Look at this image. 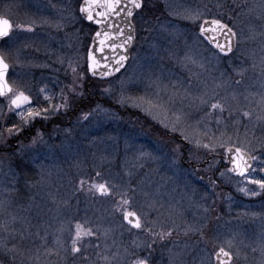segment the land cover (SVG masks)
<instances>
[{"label":"rangeland","instance_id":"rangeland-1","mask_svg":"<svg viewBox=\"0 0 264 264\" xmlns=\"http://www.w3.org/2000/svg\"><path fill=\"white\" fill-rule=\"evenodd\" d=\"M81 1L0 0V10L13 5L9 18L14 24L35 21L31 31L14 28L0 46L9 53V81L32 95L33 103L39 99L46 106L41 88L52 96L54 104L62 102L61 90L67 94L66 85L72 81L69 60L84 72L78 94H69L68 108L47 120L38 118L26 127L36 123L41 139L33 142L35 130L29 137L18 138L17 134L0 140V199H10L12 211L22 218L14 225L18 231L13 236L0 233V237L6 238L9 247L16 245L25 251L16 264H43V256L39 262L28 260V250L35 253L36 249L43 252L45 247L55 249L57 237L67 247V231L59 229L62 223L66 229L71 220L88 219L100 225L101 232L108 230L107 237L98 233L99 239L91 238L93 244H107L108 255L123 253L125 248L132 250L134 240L139 243L148 239L138 230H128L121 213L113 211L112 197L93 195L86 190L87 185L79 189L81 178L127 186L132 201L129 210L147 211L149 219L156 217V211L149 210L147 203L155 201L162 213L170 205L182 213L175 217L181 229L185 223L202 226L203 238L199 232L185 236L181 231L154 244L150 264H171L169 248L173 253L181 252L179 264H200L203 250H212L213 238L218 242L233 240L232 251H240L233 264H258L259 245L264 242V191L246 195L239 191L245 186L242 177L219 175L228 168L223 149L196 148L132 101H117L121 92L128 97L153 99L159 92L166 101L168 96L157 84L167 85L170 91L173 82L182 84L193 95L214 91L224 97L236 92V100L229 96V102L236 108L255 110L251 118L236 112L225 121L226 127H218L214 116L205 117L207 108H197L188 99L177 97L169 105L168 119H174L173 112L184 113V125L194 138L207 143L202 133L208 131L210 136L218 137L223 132L233 141L250 142L255 147L252 154L264 156V121L256 120L259 110L255 103L244 99L248 96L255 101L264 94V65L260 63L264 39L259 35L264 21L247 13L244 0H144L134 17L137 43L126 69L114 78L98 81L87 72L86 53L94 27L79 14ZM252 2L248 0L249 5ZM186 9H199L205 18L226 19L241 40L239 50L225 56L207 44L199 37V21L183 18ZM185 54L198 63L184 67L179 58ZM240 66L247 71L242 83L236 85L232 81L240 77L233 68ZM0 104L6 105V101L0 98ZM83 114H87L86 119ZM18 120L14 113H7L3 123L10 125ZM141 152L152 155L141 156ZM262 166L255 161V175L264 178L259 172ZM96 172L101 173L100 177ZM6 187L14 190L5 192ZM247 187L257 189L251 184ZM172 241L177 245L173 246ZM253 248L258 250L254 253ZM95 251L89 248L87 252L93 260ZM136 251L141 256L146 254L144 248ZM0 261H7L3 252ZM73 261L63 251L60 256L47 257V264ZM76 264L85 262L78 260ZM96 264L101 262L97 260Z\"/></svg>","mask_w":264,"mask_h":264},{"label":"snow or ice","instance_id":"snow-or-ice-1","mask_svg":"<svg viewBox=\"0 0 264 264\" xmlns=\"http://www.w3.org/2000/svg\"><path fill=\"white\" fill-rule=\"evenodd\" d=\"M144 0H83L80 5L79 11L84 14L83 18L89 22L98 26V30L95 31L92 45L87 52L88 72L92 76H99L101 78L113 75L115 72H119L124 63L128 60V56L124 53L127 52V46H130L134 40L135 27L132 22V18L143 7ZM239 6V5H237ZM13 5H5L0 10V40L10 38L13 29H26L32 30V25L35 21L28 24L13 23L9 18ZM221 7V5H217ZM244 7L247 9V13L255 14L257 19L264 21V0H253L249 5L248 0H244ZM239 15V14H237ZM185 19L198 24V34L202 37L207 44L213 46L214 49L220 53H233L234 49L239 50L241 40L237 39V31H235L228 24L223 23L218 18H205L204 13L199 9H186L184 11ZM231 19V17H229ZM264 29V25H262ZM241 36L243 33L241 31ZM264 39V30L259 33ZM250 37H244L248 39ZM106 50L111 53L109 56L106 54ZM118 50H123L118 52ZM261 56L260 63L264 65V42L260 48ZM99 54V56L97 55ZM9 53L0 49V98L6 101L5 104H0V140L7 137H11L21 133L26 127H28L33 121L39 119L47 120L51 115H54L60 109H66L69 107V94H78L77 89L82 86L81 82L84 77L83 71H78V64H74L72 60L68 61V70H70L72 81L66 85L68 93L66 94L63 89L61 90L59 103H53V98L44 89H39V92L43 95L46 106L42 105L39 99L33 103V96L26 91L16 86L15 81L9 82L8 70L10 64L8 62ZM184 67L189 64H197L198 61L185 54L179 58ZM111 61V62H110ZM17 62H19L17 60ZM63 63V61H60ZM203 67V64L199 65ZM255 67V64L252 65ZM247 69L244 66L233 68V72L240 77L238 80H233L232 83L240 85L244 78V73ZM157 88L161 89L168 96L165 101L160 98L159 92L156 94L155 99L145 97H128L121 92L118 103L124 104L127 101H132L137 107H141L145 112L152 115L153 119H158V122L168 131L176 133L179 132L183 139L193 143L196 148H204L209 151H215L216 148L223 149V158L231 165V167L220 171L221 177H226L229 173H234L243 178L245 183L244 187L239 188V191L246 195L256 196L260 191H264V178L258 177L256 174L257 169L252 166L253 161H260L264 164V156L253 155L255 147L248 141H233L231 136L225 137L222 132L220 136H210L208 131H205L201 135L206 137L208 142L205 143L200 137H193L188 129L184 125L182 116L184 113L177 114L173 112L174 119L169 120L167 113L171 110L169 105L174 103L177 97L181 100L188 99L189 103L197 108L203 106L207 108L205 117H215L217 126L225 124L227 119H230L234 113L240 112L243 117L251 118L255 110H244L243 108H236L229 102V96L232 100H236L237 93L232 92L224 97L219 96L216 92L209 94L203 92L200 95H193L182 84L177 85L173 82L171 90L167 85L161 86L157 84ZM105 92L109 89H104ZM244 99L249 104L255 103L256 108L259 110L256 114V120L264 121V94L260 95L259 100H249L248 96ZM5 106L7 112H5ZM99 107V105L97 106ZM7 113H14L19 118L18 122H12L10 125L3 123ZM227 113V116L224 114ZM82 118L86 119L87 114H83ZM203 119V117H202ZM200 121H197L199 123ZM227 125L225 124V127ZM206 127V126H205ZM42 138L40 129H36V135L33 137V142ZM264 147V143L261 144ZM141 156H151V153L141 152ZM156 159L157 157H153ZM260 173H264V166L259 168ZM101 173L96 172V176L100 177ZM79 189H85L93 195H99L100 197H112V208L114 212H120L122 221L126 222L128 230H138L145 234L148 238L145 241L137 243L133 241V249L129 250L125 248L123 253L119 251L113 252L108 255L107 244H93L91 238L99 239L100 236L107 237L108 230L101 232L100 225L88 220H71L68 222L65 229L63 223L59 231H67L69 244L64 247L63 241L60 237L56 238L55 249L45 247L43 252L40 249H36L33 253L28 250V260L41 261V257H44L43 264H47V257L51 255L60 256L61 251L66 255H71L74 258L73 264L76 261L82 260L85 264H96V261H100L101 264H150L153 245L158 242H164L169 240L175 232L177 236L182 231L185 236L189 233H200L203 238L204 233L202 226L195 224L185 223L181 229L180 225L176 223L175 217L182 215L179 210L173 206H169L165 213L159 211L156 206V202L147 203L149 210L156 211V217L149 219V213L147 211L138 213L134 210H129L131 205V197L129 195V189L124 185L110 184L108 181H99L92 179L81 178L79 180ZM247 184L257 186V189H249ZM11 188H4L5 192L13 191ZM118 197V199H116ZM160 207H163L162 205ZM207 211V209H205ZM163 217V219H162ZM18 217L12 211V202L8 198L0 199V233H8L9 236H13L18 230L14 227ZM38 235V233H37ZM43 240L44 238L41 237ZM173 246L177 245L176 241H172ZM188 245L185 243L184 247ZM234 242L232 239H227L223 242H218L217 239L212 240V250H203L205 255L201 257L200 264H233L234 257L240 256L239 248L232 251ZM95 249V257L93 260L87 255L88 249ZM146 249V254L141 256L136 249ZM258 249L253 248L252 252H256ZM170 262L171 264H179V257L181 252H172ZM182 251V249H181ZM0 252H3L7 257V261H0V264H16L19 257L24 256L25 251L18 248L16 245L9 247L6 238L0 237ZM260 258L258 264H264V242L259 245ZM246 259V257H245Z\"/></svg>","mask_w":264,"mask_h":264},{"label":"water","instance_id":"water-1","mask_svg":"<svg viewBox=\"0 0 264 264\" xmlns=\"http://www.w3.org/2000/svg\"><path fill=\"white\" fill-rule=\"evenodd\" d=\"M83 3V0H82V2H81V4ZM80 4V5H81ZM142 9V8H141ZM141 9H139V10H141ZM139 10H136V13L139 11ZM135 13V14H136ZM80 14L82 15V17L84 16V14H82L81 12H80ZM134 14V15H135ZM210 19V18H209ZM86 20V19H85ZM87 21V20H86ZM88 23H91V24H93V25H95L94 23H92V22H89V21H87ZM132 22H133V24H134V27H135V33H134V40L132 41V43H131V45L130 46H127V52L126 53H124V54H126L127 56H128V60L124 63V67H122L121 69H120V71L119 72H115L113 75H111V76H108V77H104V78H101V77H99V76H92L91 75V73L90 72H88L89 73V75L91 76V78L92 79H101V80H104V79H109V78H112V77H114V76H116L117 74H119L122 70H124L125 69V67L127 66V64L129 63V61H130V59H131V53H132V50H133V47L135 46V44H136V40H137V33H136V26H135V23H134V17L132 18ZM223 22V21H222ZM223 23H225V22H223ZM227 24V23H226ZM96 26V25H95ZM97 27V29L95 30V31H97L98 30V26H96ZM95 33V32H94ZM93 36H94V34H93ZM93 36H92V38H91V40H90V43H89V47L92 45V40H93ZM0 43H1V40H0ZM89 47H88V49H89ZM235 50V49H234ZM123 50H118V52H122ZM88 52V51H87ZM106 54H108L109 56L111 55V53L110 52H108L107 50H106ZM221 54H223V55H228V54H230V53H221ZM97 55L99 56V54L97 53ZM111 62V61H110ZM10 68V67H9ZM87 68H88V61H87ZM8 73H9V70H8ZM225 162L228 164V166L229 167H231V165L225 160ZM252 163V166L254 165V161L253 162H251ZM232 175H234V176H236V177H239V176H237L236 174H234V173H231ZM240 178V177H239Z\"/></svg>","mask_w":264,"mask_h":264},{"label":"flooded vegetation","instance_id":"flooded-vegetation-1","mask_svg":"<svg viewBox=\"0 0 264 264\" xmlns=\"http://www.w3.org/2000/svg\"><path fill=\"white\" fill-rule=\"evenodd\" d=\"M89 92H90V90H89ZM36 126H37V124L35 123V124L31 125L30 128H25L24 131H22L21 133H19L18 136H16V137L20 138V137H24V136H28V137L31 136L32 133H35ZM12 140L13 139H11L10 142H12Z\"/></svg>","mask_w":264,"mask_h":264},{"label":"trees","instance_id":"trees-1","mask_svg":"<svg viewBox=\"0 0 264 264\" xmlns=\"http://www.w3.org/2000/svg\"><path fill=\"white\" fill-rule=\"evenodd\" d=\"M223 20L227 21L226 19H223Z\"/></svg>","mask_w":264,"mask_h":264}]
</instances>
